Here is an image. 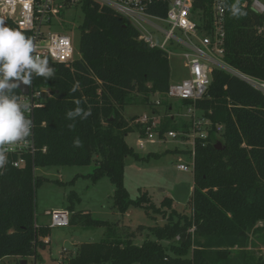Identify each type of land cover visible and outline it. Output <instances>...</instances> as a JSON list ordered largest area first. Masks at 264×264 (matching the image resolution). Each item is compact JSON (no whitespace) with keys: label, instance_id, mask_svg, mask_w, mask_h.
<instances>
[{"label":"trees","instance_id":"obj_1","mask_svg":"<svg viewBox=\"0 0 264 264\" xmlns=\"http://www.w3.org/2000/svg\"><path fill=\"white\" fill-rule=\"evenodd\" d=\"M244 1L240 5L246 15L237 18L228 7L235 0H226L224 60L245 74L264 79V13L255 12L251 0L245 6ZM81 9L80 57L68 65L50 63L55 69L52 78H34L36 86H49L53 91L35 112L36 142L41 150L34 163L37 168L94 163L89 175L94 181L105 175L110 178L115 185L114 206L120 212L131 205L144 206L166 216V222L148 226L150 237L138 244L132 236L118 234L112 223L81 212L85 225L104 224L108 231L100 241L79 244L62 264H261L248 246L251 230L257 239L264 238V224H258L264 222V93L215 68L206 93L195 102L183 100L184 106L194 104L211 123L207 136L195 140L190 214L178 211L170 198L159 206L145 192L137 200L129 199L124 181L126 158L148 160L160 154L143 156L129 145L126 136L134 130L123 111L136 96L154 106L151 96L167 92L170 58L165 50L140 39L137 28L111 7L82 0ZM7 26L19 30L12 20ZM23 32L31 37L30 31ZM77 82L80 87L72 92ZM164 102L170 110L173 104ZM78 106L91 114L69 119L67 112ZM138 118L131 120L143 135ZM173 118L169 115L161 120V135L173 130ZM218 125L223 126L221 132ZM77 137L82 147L73 146ZM41 182L42 176L34 175L30 163L24 168L8 165L0 169V258L38 257V250L49 243L44 241L49 226L39 225L35 212V189Z\"/></svg>","mask_w":264,"mask_h":264},{"label":"rangeland","instance_id":"obj_2","mask_svg":"<svg viewBox=\"0 0 264 264\" xmlns=\"http://www.w3.org/2000/svg\"><path fill=\"white\" fill-rule=\"evenodd\" d=\"M83 19L84 12L80 6L64 10L53 19L55 30L68 33L72 37L76 56L79 55L81 37L79 25ZM157 39L161 40L160 37ZM170 63L171 82H178L188 76L183 59L179 55H173ZM141 98L136 96L135 101L127 105L123 111L134 130L126 136V141L143 156L149 152L160 155L152 156L148 160H136L132 156L126 158L124 181L129 199L137 200L145 192L152 203L159 206L170 198L178 211L190 214V199L195 186L194 169L191 168L190 158L192 140L190 136L182 134L192 133L193 121L204 116L198 110L192 115L187 106H184L182 99H168L165 95L154 94L151 100L161 99V104L153 107ZM165 99L173 104L170 110L167 108V102H164ZM152 107L162 116V121L165 116H174L172 129L179 135L153 144L148 143L144 149H140L137 145L139 130L131 117L140 116L143 112L148 113L154 110ZM181 162L188 163L190 169L188 171L178 169L177 164ZM94 166L95 164L91 163L38 168L37 174L42 176V182L35 189L36 218L39 225L49 226V243L41 252V249L38 250V258L45 264H61L60 260L76 253L79 244L100 241L104 237L108 226L91 223L85 225L81 212L89 213L93 219L112 223L109 225L115 228L118 234L132 236V241L138 244L150 237L148 226L162 225L166 222V216L149 212L144 206L131 205L124 213L120 212L113 201L115 185L106 175L94 181L89 175ZM75 215L76 219L72 222ZM258 224L262 226L264 222ZM194 229L192 227L190 230L193 232ZM249 236L248 248L253 251L256 259L264 264V238L261 236L257 239L253 230L249 232ZM175 240H165L164 244H170ZM20 258L13 255L5 256L0 258V264H19ZM27 260L30 261L31 258Z\"/></svg>","mask_w":264,"mask_h":264},{"label":"built area","instance_id":"obj_3","mask_svg":"<svg viewBox=\"0 0 264 264\" xmlns=\"http://www.w3.org/2000/svg\"><path fill=\"white\" fill-rule=\"evenodd\" d=\"M101 5H107L123 15L130 24L139 31L140 39L152 47L165 50L171 58L179 55L183 59V66L188 76L178 82H171L164 94L168 99L191 100L195 102L207 91L211 82V74L215 68L222 69L238 76L254 88L264 93V79L241 72L224 60L226 38V0H94ZM248 0L244 1L245 6ZM82 5V0H0V16L7 26L12 20L19 30H27L34 37L38 45V52L42 58L46 57L50 63L70 64L80 57L76 56V49L72 37L68 33L57 31L53 19L64 10ZM251 8L257 13H264V0H251ZM22 26V27H21ZM66 32V31H65ZM160 37L161 40L157 38ZM35 74L29 84L28 93L18 88V94L30 104V111L25 115L32 121L31 135L27 138V145H17L15 150L8 153V163L5 166L24 168L29 163L33 166L34 175L38 168L35 165L36 154L40 147L36 142L35 112L45 105L53 91L49 86H36ZM161 100H155L153 107H158ZM188 111L194 115L197 111L194 104ZM162 116L154 109L140 114L137 122L144 128V134H139L137 145L144 149L147 144L176 138L179 133L169 130L160 134ZM45 124V123H43ZM207 118L201 117L193 121L192 133L186 132L192 140L191 168L195 164V140L205 138L210 125ZM222 125L217 126L221 132ZM43 151L46 148H42ZM177 168L188 171V163H179ZM37 228V223H35ZM48 242V238H44ZM27 264H44L36 255L29 256ZM27 258V259H28ZM63 260H60L62 264Z\"/></svg>","mask_w":264,"mask_h":264},{"label":"clouds","instance_id":"obj_4","mask_svg":"<svg viewBox=\"0 0 264 264\" xmlns=\"http://www.w3.org/2000/svg\"><path fill=\"white\" fill-rule=\"evenodd\" d=\"M232 15L239 18L246 15L240 5V0L228 6ZM22 27V26H21ZM33 74L47 78L55 75V69L49 66V60L42 58L34 37H29L22 30L6 26L0 19V169L8 163V153L15 146L27 145L31 135L32 121L25 115L30 111V104L16 92L20 83L30 84ZM79 82L71 91L76 92ZM77 105L80 101H75ZM90 110L85 112L81 107L67 112L69 119L80 116L86 118ZM74 128V125H69ZM74 147H82V141L77 137Z\"/></svg>","mask_w":264,"mask_h":264},{"label":"water","instance_id":"obj_5","mask_svg":"<svg viewBox=\"0 0 264 264\" xmlns=\"http://www.w3.org/2000/svg\"><path fill=\"white\" fill-rule=\"evenodd\" d=\"M18 89L19 90H21V92H23V93H28V91H29V84H24V83H20V85H19V87H18ZM218 148H221L222 146H221V143H217V145H216ZM20 263L21 264H27V259H22L21 261H20Z\"/></svg>","mask_w":264,"mask_h":264},{"label":"crops","instance_id":"obj_6","mask_svg":"<svg viewBox=\"0 0 264 264\" xmlns=\"http://www.w3.org/2000/svg\"><path fill=\"white\" fill-rule=\"evenodd\" d=\"M143 113H144V112H143ZM47 238H48V240H49V237H47ZM47 245H48V244H47ZM46 247H47V246H46ZM46 247H45V248H46ZM45 248H43V249H45ZM43 249H41L40 252H41ZM38 253H39V252H38ZM17 257H19V256H17ZM26 259H27V258H26ZM27 261H28V260H27ZM43 262H44V261H43ZM44 264H45V262H44Z\"/></svg>","mask_w":264,"mask_h":264}]
</instances>
